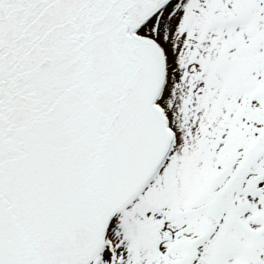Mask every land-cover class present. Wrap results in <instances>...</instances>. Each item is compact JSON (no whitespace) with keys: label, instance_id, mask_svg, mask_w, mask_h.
Segmentation results:
<instances>
[{"label":"snow or ice","instance_id":"6c2138e0","mask_svg":"<svg viewBox=\"0 0 264 264\" xmlns=\"http://www.w3.org/2000/svg\"><path fill=\"white\" fill-rule=\"evenodd\" d=\"M0 264H264V0H0Z\"/></svg>","mask_w":264,"mask_h":264}]
</instances>
